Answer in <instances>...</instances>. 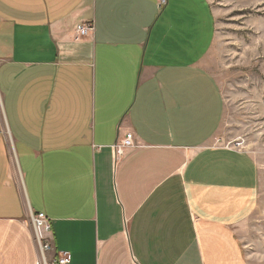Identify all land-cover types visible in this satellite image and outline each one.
<instances>
[{
	"label": "crops",
	"instance_id": "0c3cea01",
	"mask_svg": "<svg viewBox=\"0 0 264 264\" xmlns=\"http://www.w3.org/2000/svg\"><path fill=\"white\" fill-rule=\"evenodd\" d=\"M215 38L208 0H0V264H40L32 213L48 262L247 264L260 167L213 143Z\"/></svg>",
	"mask_w": 264,
	"mask_h": 264
},
{
	"label": "rangeland",
	"instance_id": "374dc122",
	"mask_svg": "<svg viewBox=\"0 0 264 264\" xmlns=\"http://www.w3.org/2000/svg\"><path fill=\"white\" fill-rule=\"evenodd\" d=\"M216 38L203 66L225 100V118L213 143L251 154L260 167L258 204L238 228L247 264H264V0H208ZM90 24L79 34L78 27ZM95 32L93 23L74 29L78 43Z\"/></svg>",
	"mask_w": 264,
	"mask_h": 264
},
{
	"label": "built area",
	"instance_id": "2783aa9c",
	"mask_svg": "<svg viewBox=\"0 0 264 264\" xmlns=\"http://www.w3.org/2000/svg\"><path fill=\"white\" fill-rule=\"evenodd\" d=\"M160 8H163L168 4V0H157ZM86 26L78 27L77 33L82 34L90 31V24H85ZM133 135L129 134L126 136V139L117 144L114 147V151L117 156L124 155L125 151L128 148L134 147ZM31 223L33 226V230L35 233V239L37 241L38 247L41 253V262L40 264H69L71 261V257L69 253L61 252L58 254V258L54 259L53 262H48L46 255L50 251H54L53 244V227L52 221L49 217H47L44 213H32L31 214Z\"/></svg>",
	"mask_w": 264,
	"mask_h": 264
},
{
	"label": "bare ground",
	"instance_id": "6f19581e",
	"mask_svg": "<svg viewBox=\"0 0 264 264\" xmlns=\"http://www.w3.org/2000/svg\"><path fill=\"white\" fill-rule=\"evenodd\" d=\"M167 5V4H166Z\"/></svg>",
	"mask_w": 264,
	"mask_h": 264
}]
</instances>
